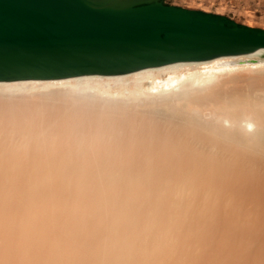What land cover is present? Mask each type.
<instances>
[{
  "label": "bare ground",
  "instance_id": "6f19581e",
  "mask_svg": "<svg viewBox=\"0 0 264 264\" xmlns=\"http://www.w3.org/2000/svg\"><path fill=\"white\" fill-rule=\"evenodd\" d=\"M206 63L0 83V264H264V68Z\"/></svg>",
  "mask_w": 264,
  "mask_h": 264
},
{
  "label": "water",
  "instance_id": "95a60500",
  "mask_svg": "<svg viewBox=\"0 0 264 264\" xmlns=\"http://www.w3.org/2000/svg\"><path fill=\"white\" fill-rule=\"evenodd\" d=\"M264 52V30L162 0H0V83L121 77Z\"/></svg>",
  "mask_w": 264,
  "mask_h": 264
},
{
  "label": "rangeland",
  "instance_id": "374dc122",
  "mask_svg": "<svg viewBox=\"0 0 264 264\" xmlns=\"http://www.w3.org/2000/svg\"><path fill=\"white\" fill-rule=\"evenodd\" d=\"M175 3L189 9H198L206 13L222 15L238 24L264 30V0H175ZM206 64H200L199 66L202 68L216 66L218 69L264 68V52L252 57L222 58L216 60V62L212 61V63ZM194 66L191 65V67ZM202 68H193L190 72L205 71ZM160 77L162 79L167 78L165 75ZM58 83L60 82H54V84ZM122 88H128L127 84L115 87L116 90ZM131 91L138 93L137 90ZM109 92L113 93V90H109Z\"/></svg>",
  "mask_w": 264,
  "mask_h": 264
},
{
  "label": "flooded vegetation",
  "instance_id": "af4514ba",
  "mask_svg": "<svg viewBox=\"0 0 264 264\" xmlns=\"http://www.w3.org/2000/svg\"><path fill=\"white\" fill-rule=\"evenodd\" d=\"M162 1L164 2L165 5L181 7V8L188 9V10H198V9H189V8L184 7L182 5H178L177 3H175V0H162ZM198 11H200V10H198Z\"/></svg>",
  "mask_w": 264,
  "mask_h": 264
}]
</instances>
